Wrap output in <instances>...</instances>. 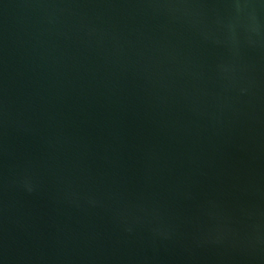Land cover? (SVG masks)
I'll list each match as a JSON object with an SVG mask.
<instances>
[{
	"label": "water",
	"instance_id": "1",
	"mask_svg": "<svg viewBox=\"0 0 264 264\" xmlns=\"http://www.w3.org/2000/svg\"><path fill=\"white\" fill-rule=\"evenodd\" d=\"M0 264H264V0H0Z\"/></svg>",
	"mask_w": 264,
	"mask_h": 264
}]
</instances>
